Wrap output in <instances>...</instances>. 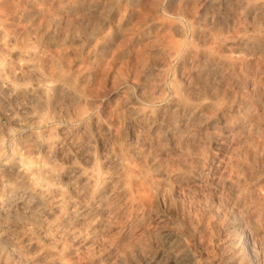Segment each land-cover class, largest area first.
<instances>
[{
  "label": "rangeland",
  "instance_id": "rangeland-1",
  "mask_svg": "<svg viewBox=\"0 0 264 264\" xmlns=\"http://www.w3.org/2000/svg\"><path fill=\"white\" fill-rule=\"evenodd\" d=\"M259 1L0 0V17L6 20L5 24L11 31L7 29L15 33L16 38L18 36L20 46L23 43L36 45L37 63L39 68L44 67L41 72L45 69V78L58 79L57 82L67 78L66 86L73 92L62 95L58 101L61 115L72 116H66L64 120L58 115L61 121H49L40 130L47 128L56 133L60 126L68 128L65 133L75 130V149L94 153L98 167L104 170L112 169L109 157L119 153L138 164L133 165L131 172L128 171L131 174L126 172L127 177L124 172L123 177L127 178L126 184L129 180V186H122L115 195L113 193L106 198L107 203L103 205H111L108 208H100L95 200L85 211V218L72 220L75 224L69 222L72 223L70 228L68 224L64 227L52 226L58 233L53 228L54 232L49 233L38 228L40 230L37 229L33 242L38 240L40 247L33 249L32 242H27L22 234L13 237L15 232L10 233L8 236L12 240L8 242L14 244H1L4 248L0 246V264H150L153 259L158 264H177L175 256L184 258L183 264H243L244 261L246 264H264V49L261 48L264 47V9L257 8L255 11ZM240 4L245 5L242 8ZM246 4L249 5L247 9ZM251 32L255 34L252 35L255 41L252 39L250 42L253 44L244 45L247 48L251 45V49L226 50L220 44V39L235 40L246 33L251 36ZM258 35L262 44L256 40ZM252 47L258 49L256 55L257 49ZM203 52L207 57L202 56ZM214 54L222 56L224 61L226 59V68L220 65L226 72L216 68L218 72L214 69L212 74L207 75L215 62H211ZM218 56L215 58H220ZM206 64L210 66L206 68ZM54 73H58L59 77ZM181 96H185L183 102H196L197 106L200 103L207 105L210 100L211 106L215 104L201 111V126L199 122L197 124L198 118L192 110L175 107V98L182 99ZM237 106L243 111H238ZM79 109L82 111L77 113ZM244 110L247 112L245 115ZM83 111L82 123H85L82 125L76 117ZM234 113L238 114L237 117L233 116ZM221 114L224 119L231 118L233 121L226 122L228 125L233 126L236 120L240 127L244 123L243 129L235 131L241 130L240 136L233 132L235 135L231 133L233 135L227 138L229 140L222 139L220 132L224 123H220V119L223 121ZM243 116L249 119H243ZM205 117L208 118L205 120ZM71 118L73 121H69ZM179 118L186 124H181ZM4 124L0 122V126ZM172 124L177 130L171 127ZM186 126H189L188 129ZM217 126L222 128L215 129ZM211 127L212 130H208ZM190 129L195 131V135ZM10 131V137L3 144L9 154L14 140L18 141L22 138L20 134L23 135L14 128ZM73 143L68 146L70 152L67 146L62 147L66 148L63 149L65 152L62 148L58 149L60 154L63 153L61 158L57 155L60 167L70 166L73 160L68 157L79 155V149L78 153L72 151L75 155H71ZM137 146L140 149L136 154L134 147ZM206 156L212 159L208 160ZM79 157H75V162ZM203 161L210 163L207 164L209 167ZM200 167L209 169L204 170V176L194 180L192 173ZM133 169H139L137 177ZM230 176L234 184H230ZM24 198L27 200L28 196ZM24 198L26 207L38 202L36 198L35 201L29 197L34 200V203H29ZM11 203L14 204V200L5 211L17 214ZM42 209L40 212H43ZM16 219L22 221L20 216ZM44 236L51 239L46 241ZM239 244L244 247L242 254L234 252Z\"/></svg>",
  "mask_w": 264,
  "mask_h": 264
},
{
  "label": "bare ground",
  "instance_id": "bare-ground-1",
  "mask_svg": "<svg viewBox=\"0 0 264 264\" xmlns=\"http://www.w3.org/2000/svg\"><path fill=\"white\" fill-rule=\"evenodd\" d=\"M261 1V0H260ZM259 3L258 6H256L253 9H255V11L257 10V8H263L264 9V2L262 1V3ZM249 4V3H248ZM245 6V8L247 9V5ZM255 4V3H254ZM245 4H243L244 6ZM251 5V4H250ZM242 5L240 4V7ZM242 6V8H243ZM249 6V5H248ZM252 8V7H251ZM250 11V8L248 9ZM261 10V9H260ZM259 11V10H258ZM257 11V12H258ZM263 11V10H262ZM248 13V15L250 14V12L246 11ZM246 12H244L246 14ZM252 12V11H251ZM254 12V11H253ZM256 13V12H255ZM259 13V12H258ZM263 12H261L262 14ZM254 14V13H253ZM257 14V13H256ZM2 17V16H1ZM0 17V122L2 124L5 123L4 125L0 126V246H3L2 248H4V245H1L2 243H6L8 242V240H12L10 239V237L8 236L10 233H14L12 234L13 237L16 234H22L23 238L26 239L27 242H32L31 246L33 247V249L35 247H40L39 241L37 240V242H33L35 240V233H37L38 230H42L46 229L49 233V231H52L51 228H53L52 226L54 225H59L61 227L67 226L69 227V222L72 223H76L73 222L72 220H78V219H83L85 218L84 213H86L85 211L88 209L89 210V205L91 204V202L97 200V202L100 204V208L101 206H104L103 204L105 203V200L108 196H112V194L114 193V195L116 194V191H120L122 189V186H129L128 185V181L126 184V179H124L123 175L124 172H128L133 168V165H138L136 163L133 162V160L131 159H125L123 158L122 154L119 155L116 152V156H112L109 157V163L112 164V169L110 170H104L102 168H99L97 165V161L95 156L93 155L94 153H85L84 149L78 148L80 150L79 155H80V159L78 160V162L76 161L77 156H79L77 154V156L74 153H78V149H75L76 145L74 146L73 140H75L76 138V134H74V131L71 132L69 130V132L71 133H65L67 132L66 130H68V128L66 129L65 127L58 128L59 131L58 132H53L50 129H43L40 130V128L44 125H47L49 123V121H61L62 118H66V116H62L61 112L59 111L58 108V101H60V97L62 95H69L71 94V90L66 86V82L67 81L65 78V80L59 79L60 82L54 81V79L49 80V78H45V69L43 71V73L41 72V70H43L42 68H44L43 66H41L42 68H39L38 65V59L37 58V54L36 51L37 49H35V47L30 46L28 44L30 43H23L22 46H20L21 44L18 43V36L17 38L14 36L16 35L15 33L12 34V32H10L11 30L8 28V26L6 25L7 22L6 20L4 21V18ZM6 23V24H5ZM7 26V27H6ZM10 30H8V29ZM252 30V29H251ZM250 32V31H248ZM252 33V32H251ZM251 36H248L246 34L245 35H241V36H245L246 38L243 37H238L235 40H229V39H223V40H219L221 41V45H223L225 47L226 50H238V51H244L246 49H244V45L248 44L250 42V40H254L255 38L252 35L255 34H251ZM257 35V34H256ZM251 37V38H248ZM253 37V38H252ZM258 36H256V40H258ZM48 38V37H47ZM262 38V37H261ZM25 41V40H24ZM262 41V40H260ZM258 43H261V42ZM264 41V38H263ZM250 44H253L250 42ZM254 44H256L257 46V42H254ZM262 44V43H261ZM259 45V44H258ZM264 46V44H262ZM261 45V46H262ZM222 46V47H223ZM251 45H248L247 49H251L250 47ZM259 50L262 48L264 49V47L260 48V45L258 46ZM254 48V47H252ZM257 49V48H254ZM255 50V55L256 52L258 51ZM249 52V50H247ZM251 51V50H250ZM261 51V50H260ZM259 51V52H260ZM205 52V51H204ZM204 52L202 53V56H206L207 54L209 55V53L207 52V54L205 55ZM252 52V51H251ZM254 52V50H253ZM262 52V51H261ZM260 52V53H261ZM258 53V52H257ZM259 53V54H260ZM41 54V53H40ZM212 54V53H211ZM210 54V55H211ZM253 55V54H252ZM42 56V55H41ZM213 57H211L213 59V61L211 60V62H214V64H212L210 66L207 65L206 68H208V66H210V68L208 69V74H212L211 71L212 70H216V68L218 69H223L222 67L224 66V63L226 61H224V58H215L217 57L215 54L213 55ZM40 57V55H38V58ZM207 57V56H206ZM41 59H39L40 61ZM43 62H41L42 64ZM203 63V62H202ZM223 63V64H222ZM40 64V63H39ZM40 64V65H41ZM228 63H226L227 65ZM220 65L222 66L220 68ZM215 67V68H214ZM226 68V67H225ZM225 68L222 70L223 72L225 71ZM196 69V68H195ZM197 70V69H196ZM203 70V69H202ZM204 69V73H205ZM220 70V72H221ZM49 71V70H48ZM198 71V70H197ZM196 72V71H195ZM213 72V71H212ZM215 72V71H214ZM216 72H218V70H216ZM219 72V73H220ZM226 72V71H225ZM62 72H60V75ZM199 73V71H198ZM202 73V72H201ZM58 74V73H57ZM57 74H53V75H57ZM222 74V73H221ZM194 75V74H192ZM214 75V74H213ZM217 74H215L214 76L216 77ZM223 75V74H222ZM48 76V75H47ZM52 76V75H51ZM201 76V75H200ZM206 76V75H205ZM220 76V75H219ZM49 77V76H48ZM57 77H59L57 75ZM210 77V76H209ZM213 77V76H212ZM218 77V75H217ZM54 78V77H52ZM206 77H204L205 79ZM222 78V76H221ZM207 79V78H206ZM215 79V78H214ZM220 79V77H219ZM211 80V79H210ZM210 82V81H209ZM70 83V82H69ZM212 84V83H211ZM193 88V87H192ZM205 88V87H204ZM208 88V87H207ZM189 90H191L189 88ZM207 90V89H206ZM200 91V90H199ZM203 91V90H202ZM177 92V91H176ZM201 92V91H200ZM69 93V94H68ZM73 93V92H72ZM178 94V93H176ZM183 94V93H182ZM74 95V94H73ZM185 95V94H184ZM214 95V94H213ZM212 95V96H213ZM177 97V96H176ZM180 95H178L177 98H179ZM185 97V96H184ZM181 96L182 99H177L175 98V102L173 103L175 105V107L178 108H182V110L185 109H190L192 110L191 112L195 115L197 118L195 120H197V124L200 121L199 117H201V111L207 106V108H209V106H211L210 104H212V101H207V105H200L197 106L195 105L196 102L191 103L189 100V104L187 102H183V98ZM197 97V95H196ZM68 98H71L70 96H68ZM74 98V97H73ZM188 98V97H187ZM212 98V97H211ZM216 98V97H215ZM193 99V98H192ZM80 100V99H79ZM186 100V99H185ZM208 100V99H206ZM70 101V99H69ZM81 101V100H80ZM187 101V100H186ZM204 101V98L203 100ZM63 102V101H62ZM72 102V101H71ZM71 102H69L71 104ZM210 102V103H208ZM216 102V101H215ZM77 103V102H76ZM195 103V104H194ZM198 103V102H197ZM203 103V102H202ZM75 104V102H74ZM129 104V103H128ZM172 104V103H171ZM214 104V103H213ZM238 104V103H237ZM236 104V105H237ZM62 105V104H61ZM77 105V104H76ZM195 105V106H193ZM215 105V104H214ZM214 105H212L211 107H213ZM68 106V105H66ZM65 106V107H66ZM75 106V105H74ZM80 106V105H78ZM77 106V108H78ZM218 106H220L218 104ZM242 106V104H241ZM69 107V106H68ZM229 107V106H228ZM234 107V106H233ZM232 107V108H233ZM239 107V106H237ZM64 108V106L62 107ZM178 108H175L176 110ZM235 109L236 106L234 107ZM233 108V109H234ZM58 109V110H57ZM72 109V106H71ZM83 109V108H81ZM132 109V108H131ZM174 109V108H173ZM206 109V108H205ZM229 109V108H228ZM232 109V110H233ZM225 110V109H224ZM73 111V109H72ZM77 113L79 111L82 110H76ZM84 111H86L84 109ZM80 112L78 114V116L76 117V119L78 121H83V118L85 116V112ZM152 111V110H151ZM179 111V109H178ZM177 111V112H178ZM195 111V112H194ZM220 111V109H219ZM218 111V112H219ZM223 111V110H221ZM229 111V110H228ZM238 111L240 110V107L238 108ZM243 111V109H242ZM241 111V112H242ZM58 112V113H57ZM65 112V111H64ZM69 112V111H68ZM136 112V111H135ZM148 112V111H147ZM176 112V113H177ZM206 113V111H204ZM203 112V115H204ZM233 112H235L233 110ZM71 113V112H70ZM87 113V112H86ZM89 113V112H88ZM179 113V112H178ZM184 112H181V114ZM188 113V112H185ZM222 113V112H221ZM230 113V112H229ZM239 113V112H238ZM244 115L245 113L247 114V112L244 110ZM149 114V113H148ZM180 114V115H181ZM207 114V113H206ZM217 114V113H216ZM242 114V113H241ZM58 115H61L58 116ZM72 116V114H69ZM68 115V116H69ZM75 115V114H73ZM88 115V114H87ZM136 115V113L134 114ZM137 115H140V113H138ZM143 115V114H142ZM146 115V114H145ZM153 115V114H152ZM186 115V114H185ZM191 115V114H190ZM223 116V121L220 119V123H224L222 126H217L215 127H221L222 131L220 132V136H222L223 140H229L227 139L230 135H233L234 133L237 135V133L239 134L238 136H240V131L235 132L236 130H238L239 128H244V123L243 126L240 127L239 124H237V120H236V124L232 123L233 126H231V124L226 123L229 122V120L231 119H227L228 121H226V119H224V115L221 114ZM232 115V113H231ZM237 117L238 114L234 113L233 116ZM67 116V117H68ZM144 116V115H143ZM143 116H140L143 118ZM192 116V115H191ZM209 116V115H208ZM221 116V117H222ZM229 116V115H228ZM232 116V117H233ZM242 116V115H241ZM249 116V115H248ZM61 120H60V118ZM140 117H139V121H140ZM146 117V116H145ZM181 117V116H180ZM183 117V116H182ZM194 117V116H192ZM191 117V118H192ZM235 117V118H236ZM239 117V116H238ZM248 118L247 116H243ZM250 117V116H249ZM203 118V117H202ZM200 118V119H202ZM208 117H205V120ZM234 118V119H235ZM245 118V119H246ZM75 119V121H76ZM136 119V118H135ZM146 119V118H145ZM148 119V117H147ZM180 119V118H179ZM189 119V118H187ZM212 119V118H211ZM214 119V118H213ZM212 119V120H213ZM219 119V118H218ZM238 119V118H237ZM249 119V118H248ZM247 119V120H248ZM68 120V119H67ZM73 121V119L71 118L69 121ZM194 120V121H195ZM241 120V118H240ZM145 121V120H144ZM157 121V120H156ZM161 121V120H160ZM170 121V120H169ZM168 121V122H169ZM181 124H186V121L184 122L183 120H181ZM204 121V118L203 120ZM210 121V119H209ZM231 121V120H230ZM244 121V120H243ZM143 122V121H142ZM155 122V121H154ZM172 122V120H171ZM178 122V121H177ZM188 122V120H187ZM189 122H193L189 119ZM196 122V121H195ZM208 122V121H207ZM233 122V121H231ZM246 122V120L244 121ZM56 123V122H55ZM59 123V122H58ZM62 123V122H60ZM65 123V122H64ZM75 123V122H74ZM85 123V122H84ZM82 123V125L84 124ZM87 123V122H86ZM141 123V122H140ZM146 123V122H145ZM144 123V124H145ZM149 123V122H148ZM152 123V122H151ZM170 123V122H169ZM168 123V124H169ZM175 122L173 121V124ZM180 124V122H178ZM201 123L203 122H199L200 126L202 125ZM206 123V122H205ZM239 123V122H238ZM247 123V122H246ZM251 123V122H250ZM79 124V122H78ZM167 124V122H166ZM164 123V126L166 125ZM167 124V125H168ZM172 124V128L175 130H177V128L173 127ZM180 124V125H181ZM197 124H194L195 126ZM198 124V125H199ZM213 124V123H211ZM219 124V122H218ZM248 124V123H247ZM65 125V124H64ZM141 125V124H140ZM150 125V124H148ZM161 125V124H160ZM170 125V124H169ZM168 125V126H169ZM175 125V124H174ZM190 125V123H189ZM192 126H194L193 124H191ZM205 125V124H204ZM235 125V126H234ZM242 125V124H241ZM80 126V125H78ZM88 126V124H87ZM153 126V125H152ZM166 126V128L168 127ZM176 126V125H175ZM179 125L177 124L176 127H178ZM184 126V125H183ZM182 126V127H183ZM206 126V125H205ZM208 126V124H207ZM252 126V125H251ZM170 127V129H171ZM187 127V126H186ZM189 127V126H188ZM187 127V129H188ZM191 127V126H190ZM199 127V126H198ZM197 127V128H198ZM17 129L20 130L22 134H20V137H22L21 139H17L14 140V143H12V147L10 146L11 149V153H7V150H5L4 145L5 142L4 140L10 137V130L12 129ZM36 128H39L36 129ZM44 128V127H43ZM77 128V127H76ZM80 128V127H79ZM164 128V127H163ZM169 128V127H168ZM179 128V127H178ZM196 128V129H197ZM200 128V127H199ZM213 127L209 128L208 130H212ZM242 128V129H243ZM66 129V130H65ZM169 129V130H170ZM184 129V127H183ZM207 129V128H206ZM246 129V128H245ZM250 129V128H249ZM72 130V129H71ZM84 130V129H83ZM181 130V129H180ZM179 130V131H180ZM191 132H193V134L195 135V131H192L193 129H190ZM198 130V129H197ZM200 130V129H199ZM79 131V130H78ZM188 131V130H187ZM204 131V130H203ZM216 131V130H213ZM243 131V130H242ZM13 132V131H12ZM77 132V130H76ZM168 132V131H167ZM171 131H169V134ZM176 132V131H175ZM189 132V131H188ZM234 132V133H233ZM252 134V131H250ZM174 133V132H173ZM181 133V132H180ZM179 133V134H180ZM183 133V132H182ZM187 133V132H186ZM197 133V132H196ZM204 133V132H203ZM213 133V132H212ZM215 133V132H214ZM233 133V134H231ZM12 134V133H11ZM79 134V133H78ZM81 134V133H80ZM149 134V133H148ZM211 134V133H210ZM209 134V136H210ZM234 134V135H235ZM245 134V133H244ZM254 134V133H253ZM22 135V136H21ZM76 135V136H75ZM82 135V134H81ZM184 135V134H183ZM190 135V133H189ZM202 135V134H201ZM214 135V134H213ZM217 135V134H216ZM142 137V135H140ZM152 136V135H151ZM171 136V135H170ZM169 136V138H170ZM186 136V135H185ZM208 136V137H209ZM219 136V135H218ZM219 136V137H220ZM147 137V136H146ZM145 137V138H146ZM200 137V136H199ZM215 138V135L213 136ZM242 137V136H241ZM85 138V137H84ZM138 138V136H137ZM187 138V137H186ZM191 138V137H190ZM218 138V137H216ZM82 142V138H80ZM89 139V138H88ZM149 140V138H147ZM189 139V138H188ZM219 139V138H218ZM77 140V138H76ZM139 140V139H138ZM141 140V138H140ZM146 140V139H145ZM159 140V139H158ZM222 140V141H223ZM78 141V142H79ZM150 141V140H149ZM153 142V140H151ZM175 141V140H174ZM221 141V140H219ZM221 141V142H222ZM8 142V141H7ZM74 146V149H71V152L73 154L71 155H75V157H68L70 159V166L66 167H60L59 163H58V159H57V155H60L61 158V154L63 153H59L58 149L62 148L63 146H71L72 143ZM76 142V141H74ZM93 142V141H92ZM159 142V141H158ZM215 142V141H214ZM217 142V141H216ZM215 142V143H216ZM220 142V143H221ZM218 143V142H217ZM224 143V142H223ZM77 144V142H76ZM79 144V145H78ZM77 145L80 146L82 148V146L80 145V143H78ZM85 144V143H84ZM155 144V143H154ZM6 145L8 146L9 144L6 143ZM92 145V144H91ZM141 146V145H140ZM86 147V146H85ZM153 147V146H152ZM225 147V146H224ZM65 148V147H64ZM62 148V150L64 149ZM72 148V147H71ZM87 149V148H85ZM92 149V148H91ZM90 149V150H91ZM140 148L134 147V153H138ZM167 149V148H165ZM220 149V148H219ZM66 150V148L64 149ZM63 150V151H64ZM68 150L70 152V149L68 147ZM76 150V151H75ZM94 150V149H93ZM10 151V149H9ZM109 151V150H108ZM142 151V149H141ZM167 151V150H166ZM207 152V150H205ZM62 152V151H61ZM65 152V151H64ZM86 152H88L86 150ZM90 152V151H89ZM131 152V151H130ZM165 152V151H164ZM215 152V151H214ZM212 151V153H214ZM221 152V151H220ZM109 153V152H108ZM133 153V152H132ZM166 153V152H165ZM164 153V154H165ZM168 154V153H167ZM208 154V153H207ZM66 155V153H65ZM70 155V156H71ZM105 155V154H104ZM132 155V154H131ZM130 155V157H131ZM162 155V154H161ZM216 155V154H215ZM111 156V155H110ZM126 156V155H124ZM129 156V155H128ZM134 156V154H133ZM160 156V154H159ZM203 156V153H202ZM205 156V154H204ZM203 156V157H204ZM212 155H210L211 157ZM217 156V155H216ZM65 157V158H66ZM97 157V156H96ZM157 157V156H156ZM155 157V160H156ZM202 157V158H203ZM209 156H206V159H208ZM214 158H217L213 155ZM59 158V157H58ZM59 158V159H60ZM67 158V159H68ZM139 159V157H137ZM141 158V157H140ZM154 158V157H153ZM151 157V159H153ZM197 158V157H196ZM200 158H201V154H200ZM219 158V157H218ZM63 159V158H62ZM69 159L67 161H69ZM75 159V160H74ZM133 159V158H132ZM137 159V160H138ZM150 159V160H151ZM198 159V158H197ZM205 159V158H204ZM212 159V158H210ZM208 159V160H210ZM65 160V159H64ZM99 161V159H97ZM154 160V161H155ZM220 160V159H219ZM101 161V160H100ZM99 161V162H100ZM105 161V160H103ZM136 162V160H135ZM68 163V162H67ZM66 163V165H68ZM109 163L108 166H111ZM204 163V161H203ZM206 163V161H205ZM204 163V164H205ZM217 163V162H216ZM215 163V164H216ZM63 164V163H62ZM104 164V163H103ZM203 164V165H204ZM210 165V163H207ZM205 164V166L207 165ZM213 164V163H212ZM209 165H207L209 167ZM139 167V166H137ZM192 167V166H191ZM212 167V166H210ZM214 167V166H213ZM108 168V167H107ZM209 169V168H208ZM205 169L204 167H200L198 168L196 171H194L192 174H194L193 179H198L200 176L203 175L204 170H208ZM211 169V168H210ZM113 170V172H112ZM187 170V169H186ZM189 170V169H188ZM133 171H136L135 169H133ZM132 171V172H133ZM139 172V169L137 170ZM137 171L135 172V175L137 173ZM141 171V170H140ZM232 171V170H231ZM234 171V170H233ZM131 172V171H130ZM128 172V173H130ZM177 172V171H176ZM186 172V171H185ZM191 172V171H190ZM208 172V171H207ZM126 173V177L127 174ZM233 173V172H232ZM236 173V171L234 172ZM131 174V173H130ZM134 174V173H133ZM132 174V175H133ZM139 174V173H138ZM143 174V173H142ZM180 174V172H179ZM237 174V173H236ZM187 175V174H186ZM238 176L240 175L239 173L237 174ZM131 176V175H129ZM138 175H136L137 177ZM172 176V175H171ZM178 176V175H177ZM204 176V175H203ZM210 176V174H209ZM235 176V174H234ZM206 177V176H205ZM174 178V177H173ZM189 178V177H188ZM231 180V176L229 177ZM234 178V177H233ZM236 178V176H235ZM131 179V177H130ZM192 179V180H193ZM202 179V178H201ZM238 177L235 179L237 180ZM204 180V179H203ZM229 180V181H230ZM197 181V180H196ZM202 181V180H201ZM228 181V182H229ZM234 181V179H233ZM232 180L230 181L233 182ZM227 182V181H226ZM235 182V181H234ZM233 182V184H234ZM238 182V181H237ZM191 184V183H190ZM194 184V183H193ZM227 184V183H226ZM237 184V183H236ZM119 185V186H118ZM188 185V184H187ZM125 186V187H127ZM189 186V185H188ZM236 187V186H235ZM234 187V188H235ZM236 189V188H235ZM128 190V188H127ZM124 191V190H123ZM122 193V192H121ZM118 194V193H117ZM121 195V194H120ZM24 196H28L29 203H34V200H30L29 197L31 199H37L38 202H35V204H32L33 206H30L28 203V207H26L27 205L25 204V202L23 201ZM110 196V197H111ZM117 196V195H116ZM27 198V197H26ZM116 198V197H115ZM114 198V199H115ZM25 199V198H24ZM88 199V200H87ZM11 200H14V204L11 203V205L15 206V210L19 213L16 214L14 212H6V208L8 206H10V202ZM25 199V201H27ZM110 202V201H109ZM87 203V204H86ZM89 203V204H88ZM98 203H95L96 205ZM107 203V202H106ZM105 203V204H106ZM94 204V203H93ZM92 205V204H91ZM108 206L111 205H107L104 206V208H108ZM13 207V206H12ZM43 207V209H42ZM88 207V208H87ZM91 207V206H90ZM98 207H96L95 209H97ZM98 208V209H100ZM105 208V209H106ZM12 209V208H11ZM10 209V210H11ZM14 209V208H13ZM41 209L43 210V212H40ZM94 209V208H93ZM9 210V209H8ZM7 210V211H8ZM103 210V209H102ZM94 211V210H93ZM21 212V213H20ZM40 214H39V213ZM101 212V210H100ZM103 212V211H102ZM101 212V213H102ZM107 212V211H106ZM90 213V212H89ZM87 214V213H86ZM104 214V213H103ZM101 215V214H100ZM22 221L18 222V220L16 218H19ZM83 217V218H82ZM87 217V216H86ZM94 217V216H93ZM233 217V216H232ZM88 218V217H87ZM89 219V218H88ZM16 220V221H15ZM86 220V219H85ZM245 220V219H244ZM81 221V220H80ZM83 222V221H82ZM237 222V221H236ZM72 223L70 225H72ZM234 224V223H233ZM232 224V225H233ZM79 225V224H78ZM82 226H84L83 224H81ZM91 225V222H90ZM231 225V224H230ZM57 226H54L57 227ZM72 227V226H71ZM78 227V226H77ZM40 228V229H38ZM53 228V230H55ZM60 228V227H59ZM67 228V227H66ZM70 228V227H69ZM74 228V226H73ZM72 228V229H73ZM80 228V226H79ZM228 228V227H227ZM244 228V227H243ZM36 229V232H35ZM38 229V230H37ZM51 229V230H50ZM57 229V228H56ZM68 229V228H67ZM230 229V228H229ZM232 229V228H231ZM62 230V229H61ZM70 230V229H69ZM80 230V229H79ZM236 229H234L233 232H235ZM74 231V230H73ZM41 232V231H40ZM41 232V234H42ZM54 232V231H52ZM56 232V230H55ZM61 232V231H60ZM88 232V231H87ZM58 233V231L56 232ZM64 233V232H63ZM76 233V232H75ZM81 233V232H80ZM39 234V233H38ZM47 234V233H44ZM74 234V233H73ZM235 234V233H234ZM236 234L238 235V233L236 232ZM40 235V234H39ZM49 235V234H47ZM67 235V234H66ZM80 235V234H79ZM83 235V234H82ZM2 236H5L2 238ZM18 236V235H17ZM42 236V235H41ZM55 236V235H54ZM61 236V235H59ZM63 236V235H62ZM75 236V235H74ZM169 236V235H168ZM234 236V235H233ZM232 236V237H233ZM243 236V235H242ZM49 237V236H48ZM51 237V236H50ZM173 237V235H172ZM237 237V236H236ZM234 237V239L236 238ZM17 238V237H16ZM174 238V237H173ZM20 239V237H19ZM48 239L47 236L45 238L44 236V240ZM51 239V238H50ZM48 239V240H50ZM57 239V238H56ZM60 239V238H59ZM169 239H171L169 237ZM22 240V239H21ZM42 240V239H40ZM43 240V241H44ZM173 240V239H171ZM241 240V239H240ZM25 241V240H22ZM47 241V240H46ZM56 241V240H54ZM27 242H22V243H27ZM173 242V241H172ZM175 242V240H174ZM9 244L11 242H8ZM7 243V244H8ZM42 243V242H41ZM240 243V242H239ZM11 244H14L13 242ZM28 244V243H27ZM46 244V243H45ZM52 244V243H51ZM50 243L48 245H51ZM172 244V243H171ZM176 244V243H175ZM178 244V243H177ZM232 244V242H231ZM238 244V242H237ZM16 245V244H15ZM21 245V244H20ZM43 245V244H42ZM233 245V244H232ZM239 245H236L234 252L236 251L237 253H241L243 251H241L244 247L241 248ZM245 245V244H244ZM14 246V245H13ZM24 246V245H23ZM171 246V245H170ZM225 246V245H224ZM246 246V245H245ZM11 247V245H10ZM30 247V246H29ZM45 247V246H44ZM174 247V246H173ZM1 248V249H2ZM6 248L8 249V247L6 246ZM16 248V247H15ZM28 248V247H25ZM169 248V247H168ZM167 248V249H168ZM181 248V246H180ZM229 248V247H228ZM246 248V247H245ZM22 249V248H21ZM37 249V248H36ZM35 249V250H36ZM47 249V248H45ZM173 249V248H172ZM12 250V249H11ZM28 250V249H27ZM41 250V248H40ZM2 251V250H1ZM6 251V250H5ZM50 251V249H49ZM4 252V251H3ZM8 252V251H7ZM24 252V251H23ZM169 252V251H168ZM178 252V251H177ZM180 252V251H179ZM21 253V252H20ZM53 253V252H51ZM166 253V252H165ZM174 253V252H172ZM181 253V252H180ZM16 254V253H15ZM19 254V253H18ZM43 254V253H42ZM47 254V253H46ZM58 254V253H56ZM164 254V253H163ZM167 254V253H166ZM236 254V253H235ZM242 254V253H241ZM22 255V254H20ZM173 255V254H172ZM171 255V256H172ZM175 255H178L177 253ZM163 256V255H162ZM174 256V255H173ZM238 256V255H237ZM241 256V255H240ZM249 256V255H248ZM170 257V256H169ZM243 257V256H242ZM247 257V256H246ZM152 258V257H151ZM233 258V257H232ZM153 259V258H152ZM169 259V258H168ZM184 258H178V256H175V261L177 262V264H183V260ZM188 259V258H187ZM151 260V259H150ZM149 260V261H150ZM158 260V259H157ZM167 260V259H166ZM173 260V259H172ZM239 260V259H238ZM164 261V260H163ZM168 262V261H167ZM185 262V261H184ZM187 262V261H186ZM243 262V261H241ZM251 262V261H250ZM233 263V262H232ZM238 263V262H237ZM240 263V261H239ZM245 263V261H244ZM243 263V264H244ZM150 264H158V262L151 261ZM169 264V263H168ZM185 264V263H184ZM242 264V263H240ZM246 264V263H245Z\"/></svg>",
  "mask_w": 264,
  "mask_h": 264
}]
</instances>
